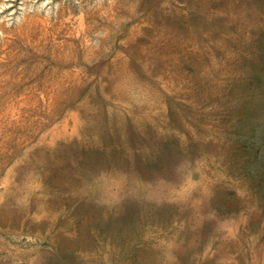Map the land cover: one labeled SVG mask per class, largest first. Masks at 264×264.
<instances>
[{"label": "rangeland", "instance_id": "1", "mask_svg": "<svg viewBox=\"0 0 264 264\" xmlns=\"http://www.w3.org/2000/svg\"><path fill=\"white\" fill-rule=\"evenodd\" d=\"M0 264H264V0H0Z\"/></svg>", "mask_w": 264, "mask_h": 264}]
</instances>
